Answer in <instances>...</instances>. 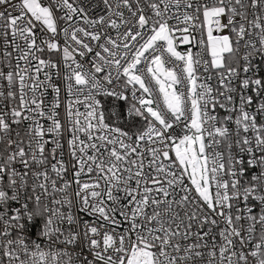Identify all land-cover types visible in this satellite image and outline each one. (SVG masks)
Returning <instances> with one entry per match:
<instances>
[{
  "label": "snow or ice",
  "instance_id": "obj_1",
  "mask_svg": "<svg viewBox=\"0 0 264 264\" xmlns=\"http://www.w3.org/2000/svg\"><path fill=\"white\" fill-rule=\"evenodd\" d=\"M0 264H264V0H0Z\"/></svg>",
  "mask_w": 264,
  "mask_h": 264
},
{
  "label": "built area",
  "instance_id": "obj_2",
  "mask_svg": "<svg viewBox=\"0 0 264 264\" xmlns=\"http://www.w3.org/2000/svg\"><path fill=\"white\" fill-rule=\"evenodd\" d=\"M185 46L181 45L180 48L178 50H183ZM81 111H83V108H81ZM65 159H67V156L65 157Z\"/></svg>",
  "mask_w": 264,
  "mask_h": 264
}]
</instances>
